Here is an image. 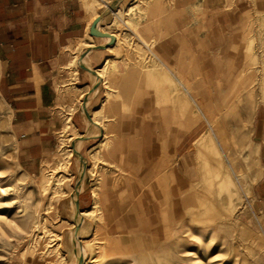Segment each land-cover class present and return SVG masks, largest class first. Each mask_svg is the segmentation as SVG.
Returning <instances> with one entry per match:
<instances>
[{
    "label": "rangeland",
    "instance_id": "obj_1",
    "mask_svg": "<svg viewBox=\"0 0 264 264\" xmlns=\"http://www.w3.org/2000/svg\"><path fill=\"white\" fill-rule=\"evenodd\" d=\"M85 1L96 10H109L103 6L105 2L109 5V0ZM155 1L127 0L120 7L116 3L111 9L115 11L114 16L96 24V29L102 24V31L97 30L103 36L90 35L103 37L105 43H109L106 67L104 62L90 66L89 73L85 69L86 77L93 83L92 90L97 88L93 93L74 85L66 86V80L60 81L61 102L56 108L60 130L53 151L43 161L37 175L28 174L18 162L16 138L7 118L11 111L0 94V264H24L27 259L35 264H264V223L252 196L262 167L257 152L249 145L250 123L242 118L240 111L245 107L253 114L259 102H264V13H256L244 33L245 63L239 78L240 88L234 91L227 104L216 103L209 113L199 100L194 101L192 89L181 83L178 85L153 56L155 42L144 39L145 43L140 36V26L151 18ZM116 14L125 18L126 24L121 25L120 36L108 42L105 36L116 32L113 27ZM107 26L113 28L110 30ZM84 44L93 47L85 41L78 45L83 47ZM100 47L106 48L99 45L97 49ZM78 58L70 64L67 76L72 77L77 63L81 64ZM89 61L86 54L82 63ZM146 69L156 75L160 85ZM99 75L98 84L96 77ZM145 87L162 95L164 103H171L179 111L182 122L201 123L200 135L205 133L187 156L196 174L184 193L183 209L171 218L165 232L157 235L100 234V240L111 241L107 254L100 257L93 250L94 240L89 248H85L83 242L93 238L101 210L79 216L92 210L93 200L89 207L79 209L75 199L84 177V188L98 191L100 172L107 166L102 151L108 146L110 136L116 133L126 102ZM164 89H171L175 96L187 100L191 109L186 112L174 104ZM107 97L105 106H112V113L102 110ZM232 105L235 112L228 114ZM74 113L86 123L84 128H70L69 118ZM94 114L97 118L93 121ZM95 120L100 123L102 132ZM116 120V129L110 130ZM209 131H214L220 143L221 158L213 154L215 141L207 138ZM98 134L99 138L91 139ZM102 134L104 137H100ZM230 167L234 174L230 173ZM223 180L228 185L222 186ZM133 239L142 240L145 246L161 252L130 251L124 243ZM70 252L74 255L72 258ZM234 254H237L235 262L232 261Z\"/></svg>",
    "mask_w": 264,
    "mask_h": 264
},
{
    "label": "crops",
    "instance_id": "obj_2",
    "mask_svg": "<svg viewBox=\"0 0 264 264\" xmlns=\"http://www.w3.org/2000/svg\"><path fill=\"white\" fill-rule=\"evenodd\" d=\"M118 1L105 2L109 8L105 12L85 0H0V94L11 111L18 162L28 174L37 175L53 151L60 130L56 115L60 81L85 92L97 89L92 90L85 73L106 61L109 43L103 37L93 38L90 28L101 14L106 13L105 20L114 16L112 6L127 0ZM256 13H264V0H156L151 18L140 26V36L155 42L153 56L212 113L214 104H227L240 88L244 33ZM81 41L93 47H80ZM99 45L106 48L97 49ZM86 54L87 64L82 63ZM75 57L81 64L69 77ZM146 72L160 85L151 70ZM164 91L181 109H191L180 95ZM107 100L102 110L112 113L113 107L105 106ZM125 108L118 128L117 120L111 124L116 133L102 151L107 166L98 186L101 214L112 235H157L183 209L184 193L196 174L187 156L205 132L200 135L201 123L182 122L179 111L152 88L131 95ZM240 111L250 123L249 145L262 167L252 196L264 223V102L253 114L245 107ZM76 114L69 118L70 128L79 130L86 123ZM85 178L75 199L79 209L89 207L92 200L94 205L93 189L84 188ZM24 264L35 261L27 259Z\"/></svg>",
    "mask_w": 264,
    "mask_h": 264
},
{
    "label": "bare ground",
    "instance_id": "obj_3",
    "mask_svg": "<svg viewBox=\"0 0 264 264\" xmlns=\"http://www.w3.org/2000/svg\"><path fill=\"white\" fill-rule=\"evenodd\" d=\"M92 1V0H91ZM105 18V16H103V17H99L98 18V20H97V22H96V24L99 22V20H102V19H104ZM126 24V22H125V18H122V16H120V15H118V14H116V21H114L113 22V27H114V29L116 30V32L115 33H111L110 34V36L108 37V41L110 42V41H112L114 38L115 39H117L119 36H120V33H118V32H120L123 28H121V25L122 24ZM137 23V22H136ZM96 24H95V26H96ZM117 24V25H116ZM102 24H98L97 25V29H99V31H102V30H100L101 28H100V26H101ZM138 25V24H137ZM112 26H107V29H112L113 28ZM138 28V27H137ZM95 29V31H96V33H98V34H96V35H99V36H103V34L102 33H100L96 28H94ZM105 67H106V65H105ZM104 67V68H105ZM97 74V73H96ZM98 76V75H97ZM99 78H101V76L99 75V77H96V79H97V83L99 84L100 83V79ZM185 91V90H184ZM186 91H188V90H186ZM197 92V91H196ZM250 95H252V93L250 94ZM0 99H2L1 97H0ZM196 104V103H195ZM235 112V106L234 105H232V106H230L229 107V110H228V114H230V113H234ZM10 116H11V112H10V114L9 115H7V118H9L10 119ZM96 125H98L97 123H95ZM93 132V131H92ZM208 137V139H210L212 142H216V145H215V142H214V150H213V154L217 157V158H221V154H222V150L220 149V143H219V141H218V139H217V137H216V135H215V133H214V131H209V132H207V134H206ZM206 137V136H205ZM214 139V140H213ZM84 141L82 140V142H81V144L83 143ZM18 146V145H17ZM17 146H16V149H17ZM169 168V167H168ZM162 170V169H161ZM229 170H230V173H233V170H231V167L229 168ZM80 172H81V170H80ZM87 173H88V171H86ZM82 173V172H81ZM90 173V172H89ZM234 174V173H233ZM221 185L222 186H226V185H228L227 184V181L226 180H223L222 181V183H221ZM199 195V194H198ZM92 196L94 197V205H93V208H92V210H87V211H85V212H83V213H81V214H79V216L81 215V216H85V214L86 213H88V214H91L92 212H97L98 210L100 211V205H99V194H98V191H97V189H93V192H92ZM196 199V198H195ZM202 206V205H201ZM101 212V211H100ZM78 213V212H77ZM35 226H37V224L35 225ZM34 226V227H35ZM107 227V226H106ZM106 227H105V223H104V221H103V217H102V214H99V218H98V220H97V222H96V229H95V231H94V234H93V238L92 239H90V240H86L85 242H83V246H85V248L86 247H88V245L89 244H91V241L92 240H94L95 242H94V248H93V250H95L96 251V254H99V256L100 257H103V256H105L106 254H107V245L108 244H110V242L108 241V240H106L105 239V241H102V240H100L99 239V235L101 234V235H109V234H111V233H109V231H107V229H106ZM245 229V228H244ZM249 232V231H248ZM247 232V233H248ZM251 235V234H250ZM107 237V236H106ZM109 237V236H108ZM115 238V237H114ZM149 238V237H148ZM145 240V239H144ZM150 241V240H149ZM153 241V240H152ZM124 242V241H123ZM144 242L141 240V241H138V240H135V239H133V240H129V241H127V242H125L124 244L126 245V247H127V249L128 250H130V251H140V250H148V253L149 254H152V253H155V254H157V253H159V252H161V250H157V249H155V248H151V247H147V246H145L144 244H143ZM161 243V242H160ZM114 244V243H113ZM110 246V245H109ZM118 246V245H117ZM151 246V245H150ZM124 247V246H123ZM157 247V246H156ZM89 248V247H88ZM234 249V248H233ZM82 252V251H81ZM124 252V251H123ZM140 253V252H139ZM71 254V255H70ZM70 256H71V258L74 256L73 255V253L72 252H70ZM124 254V253H123ZM142 255V254H141ZM236 256H237V254H234V256L232 257V261L233 262H235V260H236ZM129 262V261H128Z\"/></svg>",
    "mask_w": 264,
    "mask_h": 264
},
{
    "label": "water",
    "instance_id": "obj_4",
    "mask_svg": "<svg viewBox=\"0 0 264 264\" xmlns=\"http://www.w3.org/2000/svg\"><path fill=\"white\" fill-rule=\"evenodd\" d=\"M97 20H98V19H96V20L94 21L92 27L90 28V33H91V34H94V35L98 34V33H96V31H95V29H94Z\"/></svg>",
    "mask_w": 264,
    "mask_h": 264
}]
</instances>
